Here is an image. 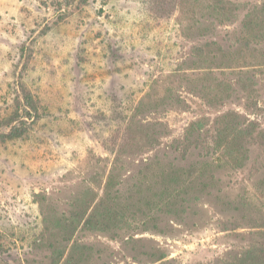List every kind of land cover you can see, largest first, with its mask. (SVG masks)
Instances as JSON below:
<instances>
[{
	"label": "rangeland",
	"instance_id": "rangeland-1",
	"mask_svg": "<svg viewBox=\"0 0 264 264\" xmlns=\"http://www.w3.org/2000/svg\"><path fill=\"white\" fill-rule=\"evenodd\" d=\"M257 254L264 0H0V264Z\"/></svg>",
	"mask_w": 264,
	"mask_h": 264
},
{
	"label": "trees",
	"instance_id": "trees-1",
	"mask_svg": "<svg viewBox=\"0 0 264 264\" xmlns=\"http://www.w3.org/2000/svg\"><path fill=\"white\" fill-rule=\"evenodd\" d=\"M26 98H29V97H27V95H26ZM28 114H29V112H28ZM13 132V131H12ZM11 131H9V132H7V133H4V137L5 138H12V137H15V136H17V134L16 133H12ZM14 132H16V131H14ZM188 135V136H187ZM190 133H189V131L188 132H186L185 133V135H184V137H183V140H184V142H190V141H193L194 139H192V140H190ZM195 142H197V139L195 138ZM263 255H252V257L251 258H255V263H252V262H247V264H262L263 262H264V256L262 257ZM244 260H246V258H243ZM244 264V263H243Z\"/></svg>",
	"mask_w": 264,
	"mask_h": 264
}]
</instances>
